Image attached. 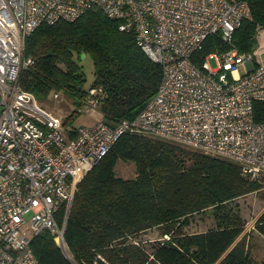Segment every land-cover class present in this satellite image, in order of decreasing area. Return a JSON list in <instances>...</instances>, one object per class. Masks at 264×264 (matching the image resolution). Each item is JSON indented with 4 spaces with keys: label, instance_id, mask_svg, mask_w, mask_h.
<instances>
[{
    "label": "built area",
    "instance_id": "obj_1",
    "mask_svg": "<svg viewBox=\"0 0 264 264\" xmlns=\"http://www.w3.org/2000/svg\"><path fill=\"white\" fill-rule=\"evenodd\" d=\"M91 10L132 32L160 64L161 77L133 118L109 125L101 117L92 125L72 126L42 109L18 74L31 63L23 47L34 28ZM249 17L245 0H0V264H38L30 241L42 229L68 254L65 220L59 225L55 214L61 206L66 214L76 184L126 131L230 159L251 179L264 175V122L253 114L254 102L264 101V64L255 62L254 49L240 52L233 40ZM213 34L227 49L215 48L196 64L193 54ZM100 90L88 88L79 113L98 112L92 94ZM25 224L31 236L22 229Z\"/></svg>",
    "mask_w": 264,
    "mask_h": 264
},
{
    "label": "trees",
    "instance_id": "obj_2",
    "mask_svg": "<svg viewBox=\"0 0 264 264\" xmlns=\"http://www.w3.org/2000/svg\"><path fill=\"white\" fill-rule=\"evenodd\" d=\"M250 17L233 32L240 52L253 50L257 29L264 28V0H245ZM119 21L100 11H87L73 20L41 23L25 37L23 57L31 63L18 74L21 87L44 100L59 91L68 94L78 112L88 88L98 100L102 119L113 125L133 118L152 98L161 66L137 45L134 34L119 29ZM217 48L227 49L217 34L208 36L192 60L200 64ZM93 63L88 86L81 54ZM254 119L264 122V101L253 104ZM118 159L135 163L132 178L117 176ZM242 173L238 163L205 151L139 132H124L76 184L64 228L68 255L75 264H264L249 251L245 221L232 200L258 190L261 180ZM212 209L215 228L185 232L193 214ZM61 206L55 214L60 225ZM156 228L168 239L150 251L132 242ZM253 230L264 237V210ZM30 246L38 264H72L48 229L34 235Z\"/></svg>",
    "mask_w": 264,
    "mask_h": 264
},
{
    "label": "rangeland",
    "instance_id": "obj_3",
    "mask_svg": "<svg viewBox=\"0 0 264 264\" xmlns=\"http://www.w3.org/2000/svg\"><path fill=\"white\" fill-rule=\"evenodd\" d=\"M256 41L258 43V46L253 51L255 55V62L259 64H264V28L257 29ZM80 63L83 66L84 72L86 74L85 86H88L93 78L92 60L90 59V57L84 56L83 58H81ZM209 65L212 68L216 67L214 59L209 60ZM244 69L245 66L240 65L238 72L243 73ZM56 95L57 96L51 94L50 96H48V98L44 100L36 101L37 104L51 116L57 117L59 119H64L68 114L75 110L77 106L74 103V100L65 92L59 91L56 93ZM94 113L95 112H93L91 115H87L84 113H75L74 116L67 121V124L72 126L90 125L94 122L92 116ZM151 137L161 138L164 140L175 142L173 140L163 137ZM184 146L186 148L189 147L186 145ZM189 148L201 151L200 149L192 147ZM114 172L117 176L123 178H132L135 175V163L131 160L118 159L114 166ZM232 205H236L238 207L239 212L245 221V226L241 234L243 235L244 233H247V235L250 236L251 240H255L256 238L258 239V236L253 234V230L249 227L254 222L257 213L262 207H264V179L261 180V187L258 190L236 197L232 200ZM209 228H215V222L212 216L211 208H208L203 212L193 214L190 218V224L184 228V231L198 232L207 230ZM22 229L26 231V234L28 236L32 235V230L29 229L28 224H25ZM135 240L141 243L140 245L147 249V251H150V248L153 244H161V242L166 240V238H164L163 235L160 236L158 229L152 228L147 230L146 232L140 233L137 237H135ZM256 244H258V249H256L255 254H253V256L257 261H260L262 258H264V243H261V241L258 240L254 243V245Z\"/></svg>",
    "mask_w": 264,
    "mask_h": 264
},
{
    "label": "crops",
    "instance_id": "obj_4",
    "mask_svg": "<svg viewBox=\"0 0 264 264\" xmlns=\"http://www.w3.org/2000/svg\"><path fill=\"white\" fill-rule=\"evenodd\" d=\"M247 66H249L248 64H247ZM245 72V69L243 70V73ZM243 73H240V74H243ZM93 123H95V121L97 120V119H99V118H101V113L98 111V112H95L93 115ZM92 123V124H93ZM92 124H90V125H92ZM262 210H264V207H262L261 209H260V211L257 213V216L260 214V212L262 211ZM257 216L255 217V219L257 218ZM255 221V220H254ZM253 226H254V222L251 224V226L249 227V228H251L252 230H253ZM244 229V228H243ZM243 232V231H242ZM253 234H255L256 236H258V239L256 238L255 240H251L250 239V236H247V243H248V245H249V251H250V253L253 255V254H255V251H256V249H258V244H256V245H254V243L256 242V241H258V240H260L261 241V243H264V237H262L261 235H259L255 230H253ZM242 236V234H240L239 236H238V238H237V240L240 238Z\"/></svg>",
    "mask_w": 264,
    "mask_h": 264
},
{
    "label": "water",
    "instance_id": "obj_5",
    "mask_svg": "<svg viewBox=\"0 0 264 264\" xmlns=\"http://www.w3.org/2000/svg\"><path fill=\"white\" fill-rule=\"evenodd\" d=\"M257 46H258V43L256 41V43L253 46V49H255ZM83 57H84V53L81 54V58H83ZM68 211H69V209L66 211L65 218H64V220H65L64 224L66 223V219H67V216H68ZM65 256L70 260V262L72 264H75L74 261L72 260V258L68 254L65 253Z\"/></svg>",
    "mask_w": 264,
    "mask_h": 264
}]
</instances>
